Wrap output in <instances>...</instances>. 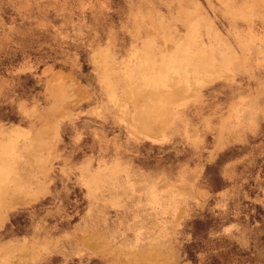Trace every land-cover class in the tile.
<instances>
[{"label":"rangeland","instance_id":"374dc122","mask_svg":"<svg viewBox=\"0 0 264 264\" xmlns=\"http://www.w3.org/2000/svg\"><path fill=\"white\" fill-rule=\"evenodd\" d=\"M0 264H264V0H0Z\"/></svg>","mask_w":264,"mask_h":264},{"label":"bare ground","instance_id":"6f19581e","mask_svg":"<svg viewBox=\"0 0 264 264\" xmlns=\"http://www.w3.org/2000/svg\"><path fill=\"white\" fill-rule=\"evenodd\" d=\"M0 182H1V159H0Z\"/></svg>","mask_w":264,"mask_h":264}]
</instances>
